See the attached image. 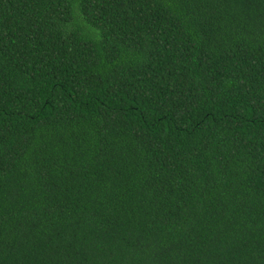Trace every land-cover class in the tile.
Here are the masks:
<instances>
[{"label":"trees","instance_id":"1","mask_svg":"<svg viewBox=\"0 0 264 264\" xmlns=\"http://www.w3.org/2000/svg\"><path fill=\"white\" fill-rule=\"evenodd\" d=\"M0 264H264V0H0Z\"/></svg>","mask_w":264,"mask_h":264}]
</instances>
